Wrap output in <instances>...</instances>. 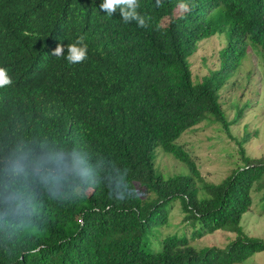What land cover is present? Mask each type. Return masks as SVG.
<instances>
[{
    "label": "trees",
    "instance_id": "obj_1",
    "mask_svg": "<svg viewBox=\"0 0 264 264\" xmlns=\"http://www.w3.org/2000/svg\"><path fill=\"white\" fill-rule=\"evenodd\" d=\"M101 3L0 0V68L12 80L0 89V264H239L263 253L239 226L253 192L264 211V157L245 154L249 133L218 184L176 141L207 118L229 135L243 116L230 106L228 121L219 92L249 45L264 64V0H138L145 27ZM225 29L218 67L192 82L197 42ZM73 44L87 47L84 61L67 60ZM156 148L187 173L163 178ZM174 204L194 235L145 248ZM212 233L233 239L189 243Z\"/></svg>",
    "mask_w": 264,
    "mask_h": 264
},
{
    "label": "rangeland",
    "instance_id": "obj_2",
    "mask_svg": "<svg viewBox=\"0 0 264 264\" xmlns=\"http://www.w3.org/2000/svg\"><path fill=\"white\" fill-rule=\"evenodd\" d=\"M180 10L181 8L177 9V12ZM226 31L225 29L197 42L196 51L187 59L192 82H199L218 67L216 54L226 44ZM253 48L250 45L247 47L246 57L219 92L220 103L228 121L233 117V109L238 107L244 111L243 116L229 127V135L207 118L176 141L189 154L206 183L218 184L229 175L234 162L239 160L236 141H240L245 133L250 136L242 144L245 154L255 159L264 157V64L257 58L260 55L253 53ZM153 156L154 169L163 178L187 173L183 164L160 148L155 149ZM259 196V192H253L250 211L242 215L239 226L248 236L264 241V211L260 206ZM197 197L203 198L205 194L198 190ZM181 220L179 205L174 204L166 223L151 231L144 247L156 252L160 248V241L168 235H184L187 239L194 235L192 228ZM232 239V235L212 233L195 237L189 243L197 250L223 249ZM239 264H264V252Z\"/></svg>",
    "mask_w": 264,
    "mask_h": 264
},
{
    "label": "clouds",
    "instance_id": "obj_3",
    "mask_svg": "<svg viewBox=\"0 0 264 264\" xmlns=\"http://www.w3.org/2000/svg\"><path fill=\"white\" fill-rule=\"evenodd\" d=\"M161 4V0H157V7ZM117 7H120L121 17L125 23H130L132 20L138 22V26L145 27V18L141 17L137 13V8L139 7L138 0H103V3L100 4V9L107 13L109 16L113 15L116 12ZM181 7L187 9L186 5H181ZM82 39L77 41V44H81ZM68 55L67 60L70 63H80L86 59L87 56V47H77L76 44L68 45ZM64 47L62 45H57L52 55L59 57L63 54ZM12 84L11 78L8 76L7 70L0 68V89L10 86Z\"/></svg>",
    "mask_w": 264,
    "mask_h": 264
}]
</instances>
